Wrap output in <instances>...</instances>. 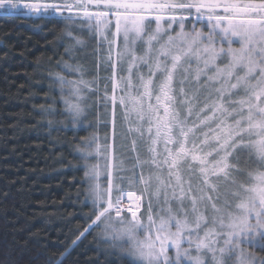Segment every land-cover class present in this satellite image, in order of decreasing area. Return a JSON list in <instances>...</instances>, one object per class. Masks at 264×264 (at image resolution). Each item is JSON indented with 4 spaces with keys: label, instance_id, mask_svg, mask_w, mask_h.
<instances>
[{
    "label": "snow or ice",
    "instance_id": "snow-or-ice-1",
    "mask_svg": "<svg viewBox=\"0 0 264 264\" xmlns=\"http://www.w3.org/2000/svg\"><path fill=\"white\" fill-rule=\"evenodd\" d=\"M68 7L70 5L67 3H45L41 0H0V9L4 10L0 13L2 15H7L9 9H24L33 14L52 10L62 14L61 10ZM103 7L106 11L85 12L82 18L90 21L95 17V27L99 33L104 18L115 16L117 35L122 34L124 47L115 52L113 79L117 82L113 85V92L123 90L121 85L128 89L120 102L127 110L125 120L135 126L128 127L127 135L137 136L133 140L134 151L138 143H147L150 154V160L143 163L137 156L131 169L134 174L129 187L140 183L144 186L145 194H148L155 181V198L159 200L163 191L165 204L175 200L181 207L177 212H173L171 207L161 208L159 213L153 215L150 204L147 220H141L138 215L140 197L131 191L125 193L122 187L125 178L119 172L126 169L123 167L125 161L121 160L112 165L113 171L108 172L107 201L99 184L94 186L96 203L102 210L85 231L90 234L94 225L105 217L111 218V213L115 212V219L122 225L119 237H127L131 241L138 264H173L172 258L167 255L169 247L175 249V264H181L182 258L188 260L189 264H206L202 256L205 252L211 253L213 264H223L222 258L229 253H238L237 264H264V260L258 261L241 248V244L249 240L250 232L264 235V173L254 177L257 186L241 185V191L232 193L239 203L226 216L213 217L212 227L203 236L200 232L208 221L199 208L200 204L208 201L212 204L213 212H221L212 202L214 197L204 193L210 190L217 194L215 199H219L218 186L211 181L213 178L227 179L231 175L234 169L230 158L239 149H257L258 158L264 162V139L256 144L243 143L245 138L251 140L254 136L264 135V0H104ZM192 9L197 13L195 19L207 17L211 25L207 37L202 31L185 32L183 21L190 16L153 15ZM165 20L168 21L167 28L163 26ZM151 21L155 22V29L151 28ZM177 22L180 31L174 36L168 35ZM217 38L227 40L229 47L216 49ZM234 38L240 44L238 50L231 47ZM205 40L208 46L201 47ZM138 43L144 46L143 55L140 56L135 54ZM224 56L229 57L228 63L222 68L218 67L217 62ZM107 61H113L111 42ZM126 61L128 76L118 77L117 68L123 70ZM193 61L195 68L192 67ZM142 65L147 66V74L139 73ZM210 72L213 74L209 75ZM133 75H136L138 84L133 81ZM157 76L162 77L158 83ZM202 78L206 80L204 84L200 83ZM68 83L73 85L76 100L82 99L79 95L81 88H87L89 82L80 80ZM176 83L181 86L178 94L174 87ZM193 83L197 85L194 89L191 88ZM185 85L189 87L185 88ZM89 91L92 89L89 88ZM240 91L246 99L232 100L233 94ZM133 92L136 93L135 99L131 98ZM201 93H206L203 107L200 106ZM213 97L216 99L213 100ZM153 99L155 104L152 103ZM69 111L78 114L81 109L76 103L69 105ZM230 120H234V123H228ZM145 123L147 129L143 127ZM213 124H216L215 128ZM205 128L208 131H203ZM198 132H202V136L197 135ZM238 140L241 143H237ZM160 145L162 150H158ZM99 151L97 147L95 152L98 154ZM144 165L155 166L157 172L170 165L167 182L154 174L137 178L135 169ZM185 174L188 175L186 189ZM88 175L94 180L98 179V166H93ZM193 179H201V182L193 185ZM117 180L121 184H117ZM232 182L235 183V180ZM169 189L172 191L171 198L166 195ZM113 191L120 193L115 199L111 197ZM125 195L129 201H135L126 209L121 207ZM186 201L191 204L187 210L183 207ZM133 207L137 211H133ZM229 207L232 206L226 202L225 208ZM124 211L130 212V220H125L122 215ZM253 219L255 224L251 222ZM173 226L176 229L174 232L170 230ZM141 232L147 233L143 240L139 239ZM184 243L189 247L182 250ZM193 249L197 253L195 257L191 256Z\"/></svg>",
    "mask_w": 264,
    "mask_h": 264
},
{
    "label": "trees",
    "instance_id": "trees-1",
    "mask_svg": "<svg viewBox=\"0 0 264 264\" xmlns=\"http://www.w3.org/2000/svg\"><path fill=\"white\" fill-rule=\"evenodd\" d=\"M83 38L89 41L86 51L80 46ZM98 50L94 33L66 13L9 9L7 15L0 14V264H135L122 254L119 222L112 213L90 234L85 231L100 210L88 198L78 149L85 139L86 150L91 149L95 135L103 144L110 139L104 93L86 88L89 102L86 97L83 127L67 122L60 99L68 82L79 80L80 74L93 86L99 77L101 85L108 79ZM70 52L76 53L74 58ZM66 65L82 73L67 71ZM127 129L117 115L112 131L114 159L125 161L126 171L119 172L125 179L132 178L137 156L145 160L143 143L134 151L137 138L127 135ZM253 152L239 149L230 158L234 171L218 180L219 199L213 195L218 205L235 199L233 190L247 186L250 176L263 169ZM149 171L144 165L135 169V175ZM148 211L144 205L140 215L145 217Z\"/></svg>",
    "mask_w": 264,
    "mask_h": 264
},
{
    "label": "rangeland",
    "instance_id": "rangeland-1",
    "mask_svg": "<svg viewBox=\"0 0 264 264\" xmlns=\"http://www.w3.org/2000/svg\"><path fill=\"white\" fill-rule=\"evenodd\" d=\"M21 2H25V0H21ZM31 2H34V0H31ZM41 2L57 3V4H60V3L69 4L70 7L62 9L61 10L62 13H66V14L70 15V18H71L72 22L73 21H81V22H83L85 27L87 26V29H89V31L94 33V35L96 37V40H97V48L99 49L98 50V54H100V56L102 58H104V65H105L106 68H108V72H107V78L108 79L106 78L107 80L104 81L103 85H101L102 79H100V77H99L98 83H96L95 86H93L92 84L89 83V86L87 87V89L93 88V89H97L99 91L100 90L103 91L104 94H103L102 99L105 100L104 102L108 106V110H109V113H110L109 114V121L111 122V128L110 129L112 131L114 130V124L116 122V116L117 115H119V121H120L121 125H124L127 128L130 127V126L134 127L135 126L134 124L130 125L125 120V112L127 110L125 109V107L120 102L121 98L124 97L126 95V93L128 92V89L124 88V86L121 85V88H123V90L118 89L115 93L113 92V85H114V83L117 82L116 80L113 79V64L115 63V52H116V50L118 48L122 49L124 47L122 34L121 35H117L116 26H115V24H116L115 16H109V17L104 18L103 22L100 24V29H102V31H100L99 33H97V31H96V27H95L96 26V18L95 17H93V19L90 20V21L89 20H85V19L82 18L84 16L85 12L94 13V12L106 11V9H104V7H103L104 0H41ZM245 2H247V0H245ZM257 2H258V0H257ZM98 3H99V7H97ZM79 4H82V5H80V7H82V8H74L76 5H79ZM84 5H86V6H84ZM15 10H22V9H15ZM49 11H52V10H49ZM157 14L158 15H164V16H171V15L190 16L191 18L183 21L184 30L187 33H194L195 31H202L204 37H207L209 32H210V30H211V25L208 23L206 16L203 19H195V17L197 16V13L195 12V9L185 10L183 12L178 10L176 12L153 13V15H157ZM163 26L165 28L168 27V21L167 20H165L163 22ZM155 27H156L155 22L151 21V28L155 29ZM172 28H173V30L170 31L168 33V35H173L174 36L180 31L179 22L173 24ZM149 34H151V33H149ZM145 39H147V37H145ZM164 39L166 40L167 36H165ZM88 42L89 41H87L86 38L81 39L80 46L85 51H86V47L89 45ZM109 42H111V44H112V53H113V61H112V63H109L107 61V56H108V53H109ZM205 46H208L206 40L204 41V43L201 44V47H205ZM214 46H215L216 49H220V48L227 49L229 47V42L227 40H221V39L217 38ZM231 47L233 49H237V50L240 48V44L235 38L232 40ZM143 52H144V46L142 44L138 43L135 54L140 56V55H143ZM75 54H76L75 52H70V55H71L70 57L74 58ZM228 61H229V57L224 56L217 62V66L222 68L228 63ZM195 66H196L195 65V61H193L192 67L195 68ZM60 67H62V66L60 65ZM70 68H72V69H70ZM122 68H123V70H120V68H117L116 75L118 77H127L128 76V72H127L128 62L127 61L123 64ZM66 69H67V71H73V72L75 71L77 73H82V70L77 69L76 66H68V65H66ZM67 71H66V73H67ZM147 72H148L147 66L142 65L140 67V69H139V73L147 74ZM212 74L213 73H211V72L209 73V75H212ZM60 75L63 76L64 74L60 73ZM78 79L79 80H76V82H79L80 80L88 82L81 74H80ZM132 79H133V81L135 83L138 84V81L136 79V75H133ZM161 79H162V77L157 76L156 77L157 83ZM205 82H206V80L204 78H202L200 83L204 84ZM191 86H192L191 88H193V89L197 87V85L194 84V83ZM174 87L176 88L177 94H178L179 88L181 86L179 85V83H176L174 85ZM184 87L188 88L189 86L185 85ZM217 87H219V85H217ZM72 88H73V85L70 84L67 87L65 92L61 91V93H60V99H61V101L63 103L64 112L66 114L65 117L67 119V122L70 125L77 126V127L78 126L83 127V126H86V117H83V115L86 113V101H85L86 97H87V101L89 102V97L86 94V90L87 89L84 88V87L81 88V91H80L79 95L82 97V99L77 101L75 96L73 95ZM189 94H191V93H189ZM205 95H206V93H202V95H201V105H200L201 107H203L202 101H203V97ZM105 97H108L109 99L106 100ZM131 98L132 99L136 98V93L135 92H133L131 94ZM215 99L216 98L213 97V100H215ZM231 99L234 100V101H238L240 99H246V97L244 96L243 92L240 91V92H237V93L233 94ZM76 103H78L79 108L81 109V111L78 114L76 112H74V111H69V105L70 104H76ZM97 103H98V105L100 104L99 98H98ZM152 103L155 104V100L154 99L152 100ZM209 103H211V101H209ZM129 107H131V105ZM229 110H231V109H229ZM208 114L210 115V113H208ZM132 119L135 120L136 117L133 116ZM193 119H195V117H193ZM228 123H234V120H230V121H228ZM190 125H191V122H190ZM143 127L145 129H147V127H148L147 123H145L143 125ZM212 127L215 128L216 124H213ZM112 131H111V135L109 137L110 139L108 140L107 143H104V144L101 143L100 138L99 137L97 138V135H95V137H94L95 141H94L93 147L91 149L88 147L89 149L86 150V139L84 141L85 142L84 145L80 146L79 149H78V151L80 153V157L82 158L84 166H85V173H86L87 184H88V198L90 199V201H92L96 205H97L96 197H95V193L93 191L94 186L99 184L101 191L105 193L104 199H105V201H107V199L109 198L108 197V188H109V180H110V177L108 176V172L113 171V168H112L113 164H118L117 160L115 161V159H114V148H113V142H112V137H113ZM203 131H208V129L205 128ZM197 135L202 136V132H198ZM132 136H134V138H137V136L135 134L132 135ZM260 139H264V135L254 136L253 139H251V140H249L248 138H245L243 143H245V144H256ZM237 143H241V141L238 140ZM143 146H144V151H145V160L140 159V162H142V163L144 161H146V160H150V154L147 151L148 144L147 143H143ZM97 147H99V149H100L98 154L95 152ZM252 149L257 154V149H255V148H252ZM158 150H162V145L158 146ZM88 153H92V155H88ZM230 164H231V162H230ZM263 164H264V162H263ZM93 166H98L99 177L96 180H94L91 176L88 175L90 169L93 168ZM169 166H164L163 170L161 172H157L155 166H152V167H150L152 171L151 172L150 171L149 172H145L144 176H148L149 174L160 175L161 178L165 182H167L168 167ZM182 167L186 168L187 165H183ZM260 173H264V167H263V169H261V170H259L257 172H254L252 174V176H250V179L252 181H250V183L247 186H244V187L257 186V182L255 181L254 177L256 175L260 174ZM140 176L136 175L137 178H139ZM130 179L131 178L124 179V181L122 182V187L124 188V191L134 192L136 194V197H140V200H139L140 207L138 209V215L140 216L141 220L146 221L147 217L149 215V211L147 212L146 215H144L145 217H142L140 215V212H141L142 208H144V205L146 207H148L151 204L152 207L155 208V212H153V215H155L156 213H159L161 208L171 207L173 212L179 211L181 205L179 203H177L175 200L171 201L170 204H165L164 203L165 193L163 191L161 193V196H160L159 200H157L155 198L154 193H155L156 187H157V184H156L155 181H153V186L148 190V194H145L144 186L142 184H140V183H136L134 186H132L130 188L129 187ZM201 179H193L191 181V183L193 185H195L197 183H200ZM219 179L221 180V179H225V178L221 177ZM219 179L213 178L211 183L214 186H218L217 182H218ZM184 181H185L184 186H185V189H186L187 188V183H188V175L187 174L184 175ZM116 182H117V184H121V182L118 181V180ZM173 183H174V180H173ZM237 191H241V189H239ZM233 192H234V190H233ZM178 193H179V189L177 188V194ZM204 194L208 195V196H213L216 193H212L210 190H206V192ZM119 195H120V193H118L116 191H113L111 193V197L113 199H115V197H117ZM166 195L169 198H171V196H172L171 189L167 190ZM241 195H244V193L241 192ZM212 202L215 203L216 206L221 209V212H219V213L213 212L212 211V204L209 203L208 201H205L204 203L199 205L200 212H202L205 215V217L207 218V221H208V223L205 226V228L202 229L201 232H200L201 236H203L204 232L207 231L208 228L212 227L211 221H212L213 217H217L218 218L222 214L226 216L227 212L234 210V207H235V205L237 203H239V200L236 199V198L232 199V200H228L227 203L232 206V207H229V208H225V206L218 205L214 201V199H213ZM130 203H135V201H129L128 198L123 199L121 207L126 209L129 206ZM104 206L105 207L107 206L106 203L104 204ZM183 207L186 210L190 209L191 208V204L186 201L185 204L183 205ZM99 210L101 211L102 207H99ZM132 210L133 211H137V209L135 207H133ZM115 215H116L115 212H113L112 213V218L113 219H115ZM122 215L124 216L125 220H130L131 219L130 212H128V211H124L122 213ZM162 215H164L165 219L167 218V216L165 214H162ZM115 221H117V220L115 219ZM117 222H119V221H117ZM251 222L253 224H255V220L254 219ZM121 227H122V225L119 222L118 231H117L118 237H119V229ZM170 230L173 231V232L176 231L174 226L171 227ZM154 235H155V233L153 234V237H154ZM146 236H147L146 232H141L139 234V239L143 240V239H145ZM118 239L121 242L124 243V250H123L122 254L123 253L128 254L130 259L135 264H138L134 254H133V251H132V243H131V241H129L127 237H119ZM262 245H264V235H261L259 233H255V232H250L249 233V240H246L243 244H241V248L244 250V252L250 253L252 256L256 257L258 259V261H259V260H262L264 258V248H261ZM157 246H159V245H157ZM220 246L221 247L223 246V240H221ZM188 247H189V245L187 243H184L182 245V250L187 249ZM167 255L172 258V262H173V264H175V255H176L175 249L169 247V251H168ZM196 255H197V253L193 249V251L191 253V256L195 257ZM217 255L219 256V253H217ZM202 256H203V259L206 261V264H213L211 253L205 252V253L202 254ZM229 256H231L230 259L228 258ZM237 256H238V253H236V254H232V253L226 254V256L222 258L223 264H237ZM184 260H186V259L182 258L181 262L184 261ZM186 261L189 263L188 260H186Z\"/></svg>",
    "mask_w": 264,
    "mask_h": 264
},
{
    "label": "water",
    "instance_id": "water-1",
    "mask_svg": "<svg viewBox=\"0 0 264 264\" xmlns=\"http://www.w3.org/2000/svg\"><path fill=\"white\" fill-rule=\"evenodd\" d=\"M127 192H128V191H125V193H127ZM134 194H135V193H134ZM135 196H136V194H135ZM126 198H128L127 195H125L123 199H126Z\"/></svg>",
    "mask_w": 264,
    "mask_h": 264
}]
</instances>
